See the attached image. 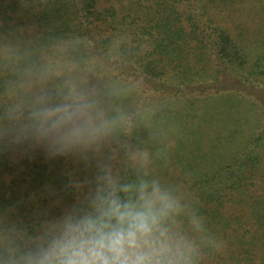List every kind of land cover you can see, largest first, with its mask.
Instances as JSON below:
<instances>
[{
  "label": "trees",
  "instance_id": "1",
  "mask_svg": "<svg viewBox=\"0 0 264 264\" xmlns=\"http://www.w3.org/2000/svg\"><path fill=\"white\" fill-rule=\"evenodd\" d=\"M92 85L106 134L53 151L33 113ZM222 103L251 110L226 122ZM263 116L264 0H0V264L116 158L205 218L202 264H264Z\"/></svg>",
  "mask_w": 264,
  "mask_h": 264
},
{
  "label": "clouds",
  "instance_id": "2",
  "mask_svg": "<svg viewBox=\"0 0 264 264\" xmlns=\"http://www.w3.org/2000/svg\"><path fill=\"white\" fill-rule=\"evenodd\" d=\"M40 140L53 151L88 146L106 134L86 93L33 113ZM205 218L173 185L147 172L124 179L101 169L84 200L49 220L17 264H202Z\"/></svg>",
  "mask_w": 264,
  "mask_h": 264
},
{
  "label": "rangeland",
  "instance_id": "3",
  "mask_svg": "<svg viewBox=\"0 0 264 264\" xmlns=\"http://www.w3.org/2000/svg\"><path fill=\"white\" fill-rule=\"evenodd\" d=\"M94 91H95V85H92L90 88L86 89L84 91V93H86L87 96L89 98H91V95L94 93ZM152 92H153V89L152 88H148V89H146V93L143 96H149L150 94H152ZM250 110H251V106L247 105V104H244V103H240V104H237V105H231V106L230 105H224L222 103V105H217L216 106L215 115L218 116V118H220L222 120H225L227 122V120L229 119V116H230L229 114L237 113V112H239L241 114H248V112H250ZM222 120H220V121H222ZM114 122L116 124L117 120H115ZM219 123L220 122H218L216 124H219ZM260 124L264 125V116L262 117V120L260 121ZM208 125L210 126L211 132L214 133V131L217 130L215 124L210 122V123H208ZM244 131H245V134L247 135L248 131L247 130H244ZM193 136H194V139H197L200 135L198 136V134L194 133ZM100 139H101V137H100ZM16 141H18V140H16ZM213 150H215V149H213ZM108 152H111L113 156L119 155V153L117 151H108ZM112 163H113L112 166L111 165L109 167L107 166V168L111 169L113 171V173L117 175V169L114 168V166L116 164H118V159L116 158L115 160H112ZM175 172H177V171L175 170ZM177 174H178V172H177ZM173 175L175 176L176 173L173 174ZM79 201H80L79 198H76L72 202H79Z\"/></svg>",
  "mask_w": 264,
  "mask_h": 264
}]
</instances>
